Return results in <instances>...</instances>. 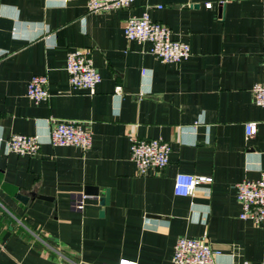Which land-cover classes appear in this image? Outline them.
Here are the masks:
<instances>
[{
    "label": "crops",
    "instance_id": "obj_1",
    "mask_svg": "<svg viewBox=\"0 0 264 264\" xmlns=\"http://www.w3.org/2000/svg\"><path fill=\"white\" fill-rule=\"evenodd\" d=\"M87 3L0 0V264H176L178 238L204 235L208 264H264V225L240 217L236 188L264 172V107L253 94L264 81V0ZM145 11L190 44L189 58L162 62L150 41L126 37L127 20ZM79 48L101 73L95 92L70 84L67 55ZM37 74L50 92L40 102L27 94ZM51 119L81 122L92 147L53 145ZM13 134L40 135V151H11ZM134 136L170 142L169 164L140 175ZM180 172L213 180L179 196ZM88 185L109 190V203Z\"/></svg>",
    "mask_w": 264,
    "mask_h": 264
},
{
    "label": "built area",
    "instance_id": "obj_2",
    "mask_svg": "<svg viewBox=\"0 0 264 264\" xmlns=\"http://www.w3.org/2000/svg\"><path fill=\"white\" fill-rule=\"evenodd\" d=\"M135 0H88L91 11L111 10L130 7ZM208 7L212 3H207ZM125 35L129 40L150 41L151 52L162 62L180 63L192 54L189 43L173 37L172 29L166 24L155 21L148 11L141 16H133L127 20ZM66 69L73 88L87 89L95 92L96 86L102 80L101 73L94 64L90 51L75 49L68 53ZM145 72V70H143ZM123 90L121 85L115 88L116 93ZM28 96L40 102L50 96L48 76L37 74L32 76L28 84ZM254 99L257 105L264 107V81L253 86ZM50 142L56 146L74 145L85 150L93 145V134L83 124L73 119H51ZM258 129V122L245 123L247 136H253ZM132 159L137 165L140 175H148L151 169L162 170L170 162L172 146L163 138H131ZM40 135L13 134L8 140V148L19 154L36 155L42 146ZM211 176H199L180 172L175 176L174 191L179 196H192L199 184L210 183ZM237 198L242 206L240 217L264 225V172L260 179H245L236 185ZM82 194L74 197L72 206L78 210L84 209ZM215 251L208 241V236L178 238L174 261L176 264H208L213 262ZM122 264V263H121Z\"/></svg>",
    "mask_w": 264,
    "mask_h": 264
},
{
    "label": "water",
    "instance_id": "obj_3",
    "mask_svg": "<svg viewBox=\"0 0 264 264\" xmlns=\"http://www.w3.org/2000/svg\"><path fill=\"white\" fill-rule=\"evenodd\" d=\"M221 9V8H220ZM99 188H96L94 186H86L85 189H84V193L85 194H92V195H101L100 196V202L102 205H107L109 203V190H106V192L104 194H100L99 192ZM33 195H35V192H32ZM18 197L20 199H22L23 201H28L29 198H30V195H27L26 193L24 192H21L18 194ZM39 197H42V198H46V199H51L49 196H45V195H40ZM104 213V211H102V214Z\"/></svg>",
    "mask_w": 264,
    "mask_h": 264
}]
</instances>
